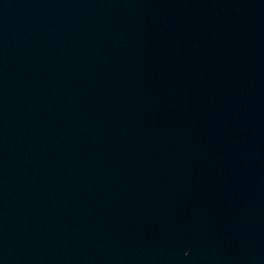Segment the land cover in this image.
<instances>
[{
	"label": "water",
	"instance_id": "obj_1",
	"mask_svg": "<svg viewBox=\"0 0 264 264\" xmlns=\"http://www.w3.org/2000/svg\"><path fill=\"white\" fill-rule=\"evenodd\" d=\"M0 264H264V0H0Z\"/></svg>",
	"mask_w": 264,
	"mask_h": 264
}]
</instances>
